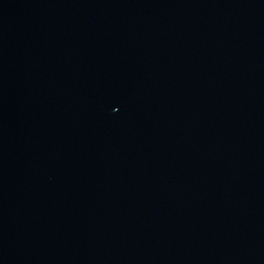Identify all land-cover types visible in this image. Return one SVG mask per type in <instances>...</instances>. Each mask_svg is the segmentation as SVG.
<instances>
[{
    "label": "water",
    "instance_id": "obj_1",
    "mask_svg": "<svg viewBox=\"0 0 264 264\" xmlns=\"http://www.w3.org/2000/svg\"><path fill=\"white\" fill-rule=\"evenodd\" d=\"M0 264H264V0H0Z\"/></svg>",
    "mask_w": 264,
    "mask_h": 264
}]
</instances>
